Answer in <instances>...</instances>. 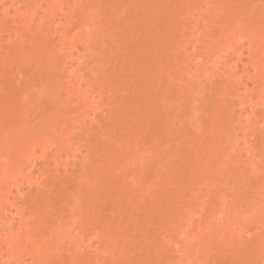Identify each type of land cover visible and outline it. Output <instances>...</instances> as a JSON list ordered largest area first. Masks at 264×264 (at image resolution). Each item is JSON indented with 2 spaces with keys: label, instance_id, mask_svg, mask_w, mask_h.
I'll return each mask as SVG.
<instances>
[{
  "label": "bare ground",
  "instance_id": "obj_1",
  "mask_svg": "<svg viewBox=\"0 0 264 264\" xmlns=\"http://www.w3.org/2000/svg\"><path fill=\"white\" fill-rule=\"evenodd\" d=\"M157 1L162 15L145 9L143 38H114L117 49L107 54L106 39L120 19L129 30V15L109 18L107 28L95 0H0V264H107L123 229L120 221L113 231L125 178L139 189L132 199L157 205L146 206L151 215L142 209L156 231V264H226L210 257L228 234L231 257L261 240L264 0ZM164 117L174 130L160 129ZM177 142L205 162L180 179L170 175V188L186 201L171 209L161 187ZM244 165L262 182H242L238 192L228 176ZM203 188L209 204L197 208ZM81 201L87 211L76 210ZM39 205L50 206L47 219L30 216ZM253 225L259 229L251 233ZM236 236L245 238L240 248Z\"/></svg>",
  "mask_w": 264,
  "mask_h": 264
},
{
  "label": "rangeland",
  "instance_id": "obj_2",
  "mask_svg": "<svg viewBox=\"0 0 264 264\" xmlns=\"http://www.w3.org/2000/svg\"><path fill=\"white\" fill-rule=\"evenodd\" d=\"M152 1V2H151ZM168 2V1H170V0H165V2ZM95 2L96 3H98L100 6H98V7H100V8H98V11H99V13H101V19L103 18V19H106L105 21H109L110 19L111 20H113V21H116V19H120V18H125V17H127L126 19H129L128 18V15H129V17H131L130 18V23L132 24V25H129L130 26V28H131V30H130V28H129V30H128V27H126V29L124 30L123 29V27H120V24H121V19L118 21V22H120L119 23V25L117 26V29H112V28H110V29H112V31H113V34L109 37V39H106V41H105V44H107V46H106V50L105 51H107V54H109V53H111V52H113V50L115 51V49H117V46L116 45H114V44H116L115 43V39H117L118 38V40H119V38H121L122 39V37H124V38H127L128 40H132L133 41V39L135 40V38L136 37H139V34H140V32L141 31H143V29H144V27H145V25L146 24H143V21H144V23L146 22H149V20H150V18H151V16L149 17H147V15H146V13H145V9L147 10L148 8H152V6H154V8H153V14H152V16L154 17L155 15L154 14H156V17L158 16H160V15H162V13L161 14H159V13H157V12H159V9H160V4H159V2L157 1V0H95ZM153 2L154 3H156V4H153ZM158 2V3H157ZM166 2V4H168L169 5V3H167ZM149 4H151V5H149ZM153 4V5H152ZM147 5H149V6H151V7H148ZM156 5V6H155ZM157 5H159V6H157ZM168 5H163L164 7H163V9H161V10H163L164 11V8L166 9V7L168 6ZM147 6V7H146ZM170 6H171V3H170ZM156 7H157V9H158V7H159V9H158V11H157V9H156ZM138 9V10H137ZM162 11V12H163ZM137 13V15H136V13ZM143 13H145L144 14V16H143ZM103 14V15H102ZM117 14H119V18H118V15ZM123 14H126V15H123ZM134 14V15H133ZM158 14V15H157ZM100 15V14H99ZM130 15H132V16H130ZM137 17H136V16ZM146 15V16H145ZM123 16V17H122ZM117 17V18H116ZM110 18V19H109ZM114 18V19H113ZM138 18V19H137ZM145 18H147V19H145ZM149 18V19H148ZM102 19V20H103ZM148 20V21H147ZM105 21H103V22H105ZM113 21H109V23H107V24H109V25H107L106 24V26H107V28H108V26H110L111 27V22H113ZM134 22V23H133ZM106 23V22H105ZM115 23V22H114ZM138 24H140V25H138ZM142 24H143V26L144 27H142ZM139 27V28H138ZM143 29H142V28ZM122 29V30H121ZM137 29V30H136ZM138 29H140V30H138ZM142 29V30H141ZM127 30V31H126ZM111 31V30H110ZM112 31L111 32H109V34L110 33H112ZM132 31H135V35H134V38H133V36H130L131 34H133V32ZM125 32V33H124ZM130 32V33H129ZM129 33V34H128ZM143 33V32H142ZM141 33V34H142ZM140 34V35H141ZM124 35V36H123ZM125 35H126V37H125ZM143 35V34H142ZM141 35V37L140 38H143V36ZM128 36H129V38H131L132 37V39H129L128 38ZM136 36V37H135ZM111 38V39H110ZM115 38V39H114ZM113 39H114V41H113ZM127 39H125L126 41H127ZM137 39H139V38H137ZM109 41H110V45L108 46V44H109ZM126 41H124L123 42V45L125 44V42ZM114 43V44H113ZM113 45H114V47H113ZM118 45V44H117ZM109 47H113V50H111ZM110 49V50H109ZM111 57H113V56H111L110 55V58ZM114 57H115V55H114ZM112 59V58H111ZM113 61H114V59H112ZM111 63V62H110ZM207 86H208V84H207ZM205 87H206V85H205ZM206 89H207V87H206ZM165 118V117H164ZM163 118V120L160 122V129H164V133H167V129H169L170 128V126L172 125V123H169V122H171V121H169V120H167L166 118L164 119ZM167 120V121H166ZM165 122V123H164ZM168 123V124H167ZM175 124V123H174ZM165 125V126H164ZM168 127H167V126ZM177 124H175L174 125V128H175V126H176ZM210 125V124H209ZM177 127V126H176ZM178 127H180V126H178ZM170 130H174V129H171L170 128ZM179 130H182V129H180V128H178V129H176V131L178 132ZM180 132H182V131H180ZM179 132V136H180V133ZM178 134V133H177ZM177 134H175V136H177ZM178 137V136H177ZM168 138H170V137H168ZM166 139V141H165V144L166 145H168L167 143H168V141H169V143L171 142V143H173V141L175 140V138H174V136L172 137V138H174V140H172V138L171 139ZM177 139H179V138H176V141H177ZM179 141V140H178ZM167 142V143H166ZM174 143H175V141H174ZM186 143V142H185ZM184 142H183V144H181V143H176L175 145H173V144H170V145H172L173 147L171 148V146L169 145V147L171 148L170 149V151L171 152H169V153H172V155H175V157H176V162H175V160H174V156L172 157L171 155V157H169L168 158V161H170L169 159H171V158H173V159H171V162H168V165H166V173L167 174H169V176L168 175H166L165 173V175H164V177L166 176V178H165V180H164V177H163V182H167V183H163V185L165 184V186L163 187V185H162V187L161 188H165L166 187V190H164L163 191V193H165L166 195H164L165 196V199H167V200H165L164 199V201L166 202L165 204H164V206L163 207H168V208H170L171 206V209L173 208V207H175V205H176V203H177V206L179 205V206H181L182 204H184L186 201L184 200L183 201V203L182 202H180V198H179V196L177 195V187L174 189H171L172 188V186H170L169 184H168V182L170 183V181L172 180H174V182H176V179H173V178H175V177H177V175L178 174H181L182 176H184L183 174L185 173L184 171H186L187 170V167H189V166H191V164L192 163H194V165L193 166H195V165H197V161L199 162V159H197V154L195 153V152H197V151H195V150H193V147H192V145L190 146V145H186ZM207 143H209V141H207ZM179 144H180V146H179ZM185 144V145H184ZM203 144H205V145H203ZM203 144H201L202 146L200 147L201 149H202V147L204 148V147H206V146H208V144L206 145V143H203ZM186 146H188V147H186ZM189 146H190V149H189ZM191 147H192V149H191ZM167 148H168V146H167ZM176 149V150H175ZM185 149V150H184ZM173 150H174V152H173ZM189 150V151H188ZM190 150H192L191 152H190ZM176 151V152H175ZM183 151V152H182ZM193 151H195V152H193ZM195 153V155L193 154V153ZM203 152V151H202ZM168 153V154H169ZM174 153V154H173ZM189 153H191V155H194L196 158H193V156H192V158H190L191 156H188L187 157V155L189 154ZM180 154H186V156H183L182 155V157H180V158H178V156H181ZM190 155V154H189ZM242 156V162H244V163H246L247 162V159L245 158L246 156L245 155H241ZM262 156H264V155H262ZM177 158H178V160H177ZM190 159V160H189ZM167 160V159H166ZM195 160V161H194ZM205 160V159H204ZM203 160V161H204ZM177 161H178V163H177ZM199 162L200 164H202V163H204V162ZM185 163V165H180L179 163ZM206 162H207V160H206ZM263 162H264V157H263ZM177 164H179L180 166H178ZM190 164V165H189ZM206 164V163H205ZM91 165V167H95V166H97V164L96 163H91L90 164ZM240 165H241V162H240ZM204 166V165H203ZM242 166V165H241ZM263 166H264V164H263ZM263 166H262V168H263ZM232 169V168H231ZM231 169H230V167H229V170L231 171ZM238 170H239V167H238ZM242 170V171H241ZM250 168H249V166H245L244 165V167H243V169H240L239 171H237V172H233V174H231L230 176H228L229 178H228V181L230 182L231 180H233L232 179V177H236V178H234V179H236V180H233V181H237L238 180V186H237V188H236V190L238 191V192H242V190H243V186H242V182H246V185L247 186H252V187H254L253 185L255 184V182L257 183H261L262 181H261V179H262V177H260V173L258 174V173H256L257 175H258V178H257V175L256 174H251L250 173ZM94 172V171H93ZM184 172V173H183ZM174 173V174H173ZM89 174H91V173H88V175ZM172 174V176H174L172 179H171V177H170V175ZM180 175V177H182ZM179 176V175H178ZM186 176V175H185ZM232 176V177H231ZM245 176H247V177H245ZM168 177H170V179L168 178ZM180 177L178 178V179H180ZM244 177V178H243ZM250 178V179H249ZM252 178H254V179H252ZM121 179V178H120ZM167 179L169 180V181H167ZM244 179V180H243ZM246 179H247V181H246ZM129 180V178H125V180L123 181V179H121V181L120 180H118V182L120 181L121 183L119 184V183H117V184H119V185H121L120 187H121V189L119 188L118 189V191H117V193H119V194H115L116 195V197L115 198H118V201L119 202H116L117 204V206H115L116 207V209H115V216L117 215V222H115V225H114V227L115 228H113V231L115 232V230L116 229H118L117 228V226H118V223L121 221V224L123 225V226H121L120 225V227L121 228H123V229H121V231H119L118 232V234L116 235V237L112 240V242H111V245L112 244H114L115 245V240H116V247H115V250H118L117 252L116 251H114V246L112 245V247L113 248H111L110 247V249H112V252H114V255L113 256H110L112 259H114L113 261L111 260V258H110V260H109V262H106L107 264H147L148 262V264H150V262L151 263H157L158 261H159V258H158V254L156 255L157 256V258H156V256H153L154 254H156V253H154V251H153V246L155 245V244H157L156 242H155V239H153L152 240V238L154 237H151V234L153 233V231H155L154 230V228H153V224L151 223L152 222V220H150L149 218H148V213L151 211H148V213H147V210H149L148 208H150L149 207V205H151V206H153L151 203H152V201H151V199L149 198V200H150V203H148L149 202V200L147 199V197H146V195H145V198L147 199V201H145V202H142V201H140L141 200V197L139 198L138 196H136V199L134 198V199H132L133 197H131V196H133V194H136V192H138V190H136L137 188L135 187V184L133 183V182H131L130 180ZM240 180V181H239ZM255 180V181H254ZM125 181H127V183L128 184H125L124 186H125V190H126V193L125 192H123V189H122V183L123 182H125ZM171 181V182H172ZM233 181H231V182H233ZM117 182V181H116ZM240 182H241V185H240ZM252 182H254V183H252ZM132 183V184H131ZM186 183H187V180H186ZM134 184V185H133ZM248 184H250V185H248ZM252 184V185H251ZM169 187H168V186ZM173 185V184H172ZM231 185V184H230ZM229 185V186H230ZM171 187V188H170ZM133 188V189H132ZM219 188V187H218ZM239 188V189H238ZM209 189H211V187H209ZM212 189H213V187H212ZM211 189V190H212ZM241 189V190H240ZM133 191V192H131V191ZM233 190H235V189H233ZM235 190V191H236ZM86 190H84L83 192L81 191V195L82 194H84V192H85ZM130 191V192H129ZM136 191V192H135ZM198 193H199V197H198V201L196 202V207L197 208H201V207H204L205 205L207 206L208 204H209V201L207 202L208 204H205V203H203L201 200L202 199H204V198H206V197H208V194H207V192H208V189L207 188H203L202 190H196ZM129 192V193H128ZM228 192H230V190H228ZM122 194H124V196H125V203L127 204V206H125L124 205V203L123 204H121V202H122V200L121 199H119L120 197H122L123 195ZM86 195V194H85ZM128 195H130V196H128ZM84 196V195H83ZM87 196H88V194H87ZM86 196V197H87ZM127 196H128V198H127ZM142 197H144V195L142 196ZM122 198H124V197H122ZM137 198H139V202H141V203H139V204H141V206L138 204V199ZM146 199H144V198H142V200H146ZM184 199V198H183ZM121 200V201H120ZM129 201H133L132 202V204L130 203V204H128L127 202H129ZM135 202V203H134ZM163 202V201H162ZM161 202V204H163ZM202 202V203H201ZM174 205H173V204ZM83 204V206H81ZM84 204L85 203H83L82 201H81V204L79 203L78 204V207H77V211H79L80 212V210H82V211H87V209L85 208V207H87L86 205L84 206ZM147 204V205H146ZM153 204L155 205V201L153 202ZM156 204H160V202H157L156 201ZM202 204H204V205H202ZM143 205V206H142ZM171 205V206H170ZM41 206H43V205H39L38 207H37V211L35 212V214L34 213H32L30 216H32V217H34L33 219L35 220L36 219V217H37V219H40V220H44V219H47V216L50 214V213H52L51 212V210L49 211L48 210V208L50 207H47L46 208V205L45 206H43V207H41ZM47 206H48V204H47ZM131 206V207H130ZM137 206H138V208H137ZM140 206V207H139ZM146 206H148V208H146ZM155 206H157V205H155ZM155 206H153V207H151V208H154ZM80 207V208H79ZM130 207V208H129ZM134 207V208H133ZM208 207V206H207ZM83 208H84V210H83ZM124 208V209H123ZM132 208V209H131ZM145 209V210H142V209ZM150 208V209H151ZM127 209V210H126ZM41 210H43V212L41 211ZM122 210V211H121ZM130 210V211H129ZM81 211V212H82ZM109 211V210H108ZM107 211V212H108ZM125 211V212H124ZM135 211V212H134ZM148 214H146L145 212ZM198 211H199V209H198ZM200 212V211H199ZM88 213V214H87ZM106 212H103L102 214H105ZM109 213V212H108ZM117 213V214H116ZM128 213V214H127ZM151 213L152 212H150V215H151ZM39 214H43V217H39ZM82 214V213H81ZM121 214V216H124V217H122V220H121V216H118V215H120ZM134 215L133 217H132V219H134V221H135V219L137 218L138 220H136V222H134L132 219H131V217H130V215ZM140 214V215H139ZM35 215H37V216H35ZM82 215H91L89 212H83V214ZM106 215V214H105ZM125 215H127V216H125ZM138 216V217H137ZM147 216V217H146ZM151 217V216H150ZM129 218V219H128ZM118 219H119V221H118ZM126 219V220H125ZM131 219V220H130ZM158 220V219H157ZM156 220V222H158V225H160L161 224V222L159 223V221H157ZM46 222V221H45ZM44 222V223H45ZM116 223H117V225H116ZM125 223V224H124ZM130 223V224H129ZM136 223V224H135ZM150 223H151V227L152 228H149L150 227ZM120 224V223H119ZM133 224H134V226H133ZM130 225H132V226H130ZM137 226H138V228H137ZM155 227V226H154ZM157 227V226H156ZM250 227V232L252 233V232H254V231H256V230H258L259 229V227L258 226H255V225H253V226H249ZM131 228V229H130ZM159 228V226L157 227V229ZM132 229H133V231H132ZM156 229V228H155ZM112 232V231H111ZM114 232H112V233H109L110 235L111 234H113ZM147 232V233H146ZM156 232V231H155ZM108 234V235H109ZM154 234V233H153ZM152 234V235H153ZM109 235V236H110ZM260 235H262L261 236V240L259 241V242H257L254 246H253V249H252V251H250L249 253H248V251L245 253V254H242V253H244V251H238V252H236V254L234 255V257H231L232 255V250H231V248L232 247H230L229 246V244H230V240H231V234H228L227 235V237L225 238V241H224V244H222V247H220V248H222V250L219 248H217V246L215 247L216 249H218L217 251L218 252H216V249H215V252H214V249H213V251L210 253L211 254V257H213V258H211L210 257V260L212 259V262H213V260L214 259H216L217 260V258H219V259H221V257H223V258H225L224 260H225V262H226V264H232L231 263V261L233 262V264L235 263V264H264V245H262V242L264 241V232H262ZM148 237V238H147ZM106 238H107V236H106ZM117 238V239H116ZM154 238H156V236L154 237ZM123 239V240H122ZM245 239V238H244ZM244 239L243 238H241L240 236H236L235 237V242L237 243V246L239 245V247L238 248H240V246H241V243H243L244 242ZM129 243H128V242ZM140 241H142L141 243H140ZM150 242V243H149ZM221 242H223V241H221ZM155 243V244H154ZM127 244V245H126ZM147 244V245H146ZM120 245V246H119ZM123 245V246H122ZM132 245H133V247H132ZM224 245V246H223ZM138 246V247H137ZM142 246V247H141ZM219 246H221L220 244H219ZM143 248V249H141V248ZM120 249V250H119ZM134 249V250H133ZM151 249H152V251H151ZM129 250V251H128ZM144 250V251H143ZM220 250V251H219ZM227 250H229V252L227 251ZM151 251V252H150ZM221 251H222V254H221ZM118 252H120V253H118ZM125 252H127V253H125ZM227 252V253H226ZM258 252H260V253H258ZM117 254V256L116 257H114L116 254ZM152 253H154V254H152ZM225 253V254H224ZM135 254H137V255H135ZM145 254H147V255H145ZM217 254V255H216ZM220 254V255H219ZM224 254V255H223ZM240 255V257H242V259L239 257V255ZM125 255V256H124ZM142 255V256H141ZM252 255H254V259H252V258H250ZM260 255H262V256H260ZM218 256V257H217ZM225 256V257H224ZM229 256V257H228ZM236 256V257H235ZM4 257L6 258L7 257V254L5 253L4 254ZM119 257V258H118ZM131 257V258H130ZM261 257V258H260ZM115 258H118V260H116ZM222 258V259H223ZM228 258V259H227ZM230 258V259H229ZM245 259V260H244ZM262 259H263V261H262ZM135 260V261H134ZM144 260V261H143ZM243 260V262H241V261ZM104 261V260H103ZM115 261V262H114ZM137 261V262H136ZM139 261V262H138ZM148 261V262H147ZM182 261H186V258L184 257L183 259H182ZM237 261V262H236ZM111 262H113V263H111ZM257 262V263H256ZM155 263V264H156ZM210 263H211V261H210Z\"/></svg>",
  "mask_w": 264,
  "mask_h": 264
}]
</instances>
